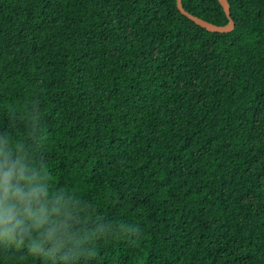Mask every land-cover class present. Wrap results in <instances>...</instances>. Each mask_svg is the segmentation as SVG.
<instances>
[{"label": "trees", "instance_id": "16d2710c", "mask_svg": "<svg viewBox=\"0 0 264 264\" xmlns=\"http://www.w3.org/2000/svg\"><path fill=\"white\" fill-rule=\"evenodd\" d=\"M228 2L0 0V136L116 227L77 264H264V0Z\"/></svg>", "mask_w": 264, "mask_h": 264}, {"label": "clouds", "instance_id": "9594fccd", "mask_svg": "<svg viewBox=\"0 0 264 264\" xmlns=\"http://www.w3.org/2000/svg\"><path fill=\"white\" fill-rule=\"evenodd\" d=\"M29 123L37 127L34 119ZM18 137L19 150L0 136V243L26 246L49 264H77L93 252L94 238L115 235L116 227L93 217L78 199L53 195L47 173L25 147L34 132Z\"/></svg>", "mask_w": 264, "mask_h": 264}, {"label": "water", "instance_id": "95a60500", "mask_svg": "<svg viewBox=\"0 0 264 264\" xmlns=\"http://www.w3.org/2000/svg\"><path fill=\"white\" fill-rule=\"evenodd\" d=\"M218 1H219L220 5L222 6L226 16L229 19L226 24L217 25V24L209 22V21H207V20H205L199 16H196V15L188 12L183 7L181 0H176V6H177V9L180 11V13H182L187 18L192 20L195 24L205 28L206 30L215 31V32H228V31L232 30L234 27V21L230 16L229 2H228V0H218Z\"/></svg>", "mask_w": 264, "mask_h": 264}]
</instances>
